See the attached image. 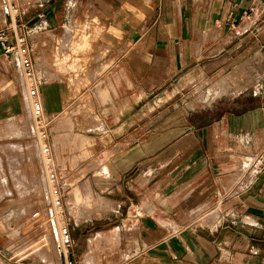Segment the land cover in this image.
<instances>
[{
	"label": "crops",
	"instance_id": "0c3cea01",
	"mask_svg": "<svg viewBox=\"0 0 264 264\" xmlns=\"http://www.w3.org/2000/svg\"><path fill=\"white\" fill-rule=\"evenodd\" d=\"M17 1L43 81L42 101L54 141L66 147L75 143L122 146L125 155L116 162L119 176L135 167L156 168L154 190L140 188L133 197L137 205L127 197L130 210L124 227L137 232L132 246L139 250L123 255L125 263L264 264V89L228 95L226 88V94L206 106L188 105L182 121L163 120L155 127L148 122L157 101L178 94V82L185 87L195 81L197 73L186 72L214 68L222 72L229 62L264 49V0ZM88 14L99 20L101 34L82 32L81 46L73 28ZM0 19L5 20L3 12ZM98 37V47L105 50L99 59L104 52L107 60L82 93L89 95L91 117L101 124L87 130L81 114L65 112V93L49 82L45 62H40L42 50L49 51L42 40L50 39L52 44L58 38L76 55L91 52ZM72 59L68 53L58 56L59 69L64 71L67 63L70 69H78L81 59ZM17 74L23 77L17 62L0 52V83L14 80ZM85 80L89 81H79ZM22 88L18 96L28 108L27 86ZM15 89L16 85L8 88L6 100H15ZM26 111L22 125L31 115L30 108ZM75 126L82 127L81 133H71ZM24 129L10 119L3 133L7 138H27ZM30 145L9 146L27 151L31 161ZM113 168L108 164L106 169ZM18 174L14 186L27 179L25 173ZM19 192L21 198L29 194ZM73 198L80 199L78 203L90 200L78 188L73 189ZM120 228L116 227V237ZM1 237L0 248L6 244ZM94 263V257L87 258L86 264Z\"/></svg>",
	"mask_w": 264,
	"mask_h": 264
},
{
	"label": "rangeland",
	"instance_id": "374dc122",
	"mask_svg": "<svg viewBox=\"0 0 264 264\" xmlns=\"http://www.w3.org/2000/svg\"><path fill=\"white\" fill-rule=\"evenodd\" d=\"M0 12L2 11L0 10ZM99 23L96 17L88 14L85 20L77 21L74 24L73 31L77 41L82 43L81 46L84 41L81 42L82 39L79 41L82 32L101 34ZM70 28L72 30V27ZM48 40L50 39L42 40L48 44L49 51L46 53V50H42L43 57L40 58V62L42 65L45 62L49 82L58 85L65 93L63 95L65 112L67 114L71 112L74 116L81 114L85 129H97L101 123L97 118L91 117L93 106L88 101L89 95L84 96L82 90L94 83L93 73L101 68L107 60L106 55L108 54L104 52L101 56L103 58L99 59L101 51L104 50L98 47L99 37L94 38L91 52L76 55L70 52V46L63 44L62 40L54 38L52 44ZM91 41L92 39H89V42L86 41L88 44L85 48ZM62 53L70 54L73 59L80 58L79 68L72 70L67 63L64 64L65 70L61 71L56 60ZM254 53L245 56L244 60H241L242 62L239 60V62H235V60L233 63L229 62L227 69L222 72L214 70L215 68L207 71L202 69L187 70L186 73H197L195 81L185 87H180L178 82L176 96L168 100L167 95L157 101L156 111L148 116L149 127H155L157 122L163 120L182 121L181 114L190 110L188 108L190 104L192 109L206 106L210 100L204 97L205 92L215 84L225 87L222 95L226 94V88L230 93L228 95L252 93L255 90L258 92V90L264 89V49L258 51L257 54ZM44 57L45 61H42ZM72 60L69 65L73 62ZM15 76L12 81L0 83V93L5 94L0 97L2 98L0 99V112H4L5 115L0 118V170L4 169L6 173L3 174V180L0 173V236H2L1 240L6 243L0 248V264H62L55 238V219L51 216L53 209L45 195L48 183L41 168L40 148L37 138L33 136L31 126L33 124L35 128L36 124H34L35 121L31 115L27 117L24 126L21 124V117L29 114L26 111L29 109V104L27 103L28 108H26L18 96V91L23 89L22 85L24 88L26 87L24 78L19 74ZM10 78L11 76H8L6 79ZM82 78H88L89 81H79ZM12 85H16L17 95L15 100H12L11 97L6 100L8 88H11ZM43 98L44 94L42 100ZM10 119L17 122L21 129L25 127L27 138H7L4 135L3 128ZM45 119H47L46 115ZM79 128L78 130L76 126L75 129L73 127L70 129L71 133L74 135L81 133L82 127ZM50 130L53 131L52 125H50ZM74 135L67 136L72 138ZM51 138L55 162L67 176L64 186L63 210L65 221L69 225L73 237L72 258L74 262L86 264L87 258L92 256L95 259L94 264L125 263L123 255H130L133 249L139 250V247L132 246V239L136 238L137 232H127L128 227H124L130 210L127 197L132 198L137 205V199L133 198L135 194L139 193L141 189L154 190L157 179L156 168L148 167L139 170L135 167L119 176L116 169L118 163L116 164V162L125 155V151L121 149L122 146H94L88 143L84 146L75 143L66 147L65 144L59 146V140L54 141L52 135ZM27 143L33 146L34 158L31 161L27 151L11 149L9 146L10 144L26 145ZM108 164L114 166V171L106 169ZM10 171H16L17 175L9 174ZM18 172L25 173L27 179L24 184L18 183L14 186L13 177L18 179L20 177ZM14 174L16 173L14 172ZM75 188H78L84 197L89 196L90 200L85 199L78 203L77 201L80 199L73 198V189ZM21 190L26 191V194L29 193L28 196L21 198L19 194ZM60 211V209H55L57 216ZM36 212L39 213V216L34 218L33 214ZM58 218L60 222L61 217ZM117 226L121 227L119 237L115 236ZM41 227L44 228L43 232L40 231ZM31 246L32 248H30ZM140 261H136L134 264H139ZM125 264H129V262Z\"/></svg>",
	"mask_w": 264,
	"mask_h": 264
},
{
	"label": "built area",
	"instance_id": "2783aa9c",
	"mask_svg": "<svg viewBox=\"0 0 264 264\" xmlns=\"http://www.w3.org/2000/svg\"><path fill=\"white\" fill-rule=\"evenodd\" d=\"M0 1V10L3 12L5 19H0V52L8 60L17 62V66L26 82L27 101L31 116L36 124L35 128L32 124L33 136L38 141L41 168L48 182L46 198L53 209V215L51 216L55 219V238L58 243L60 257L62 258V264H76L72 258V233L64 218L65 176L55 162L49 123L45 119V108L42 101L43 81L35 65L34 48L30 43V33L25 31V26L21 22L23 13L18 1ZM21 28L24 31L21 32ZM55 209L61 210L58 216ZM38 216V212L33 214L34 218ZM58 217L62 219L60 223Z\"/></svg>",
	"mask_w": 264,
	"mask_h": 264
},
{
	"label": "bare ground",
	"instance_id": "6f19581e",
	"mask_svg": "<svg viewBox=\"0 0 264 264\" xmlns=\"http://www.w3.org/2000/svg\"><path fill=\"white\" fill-rule=\"evenodd\" d=\"M1 5V4H0ZM222 80V79H221ZM225 81V80H224ZM223 81V82H224ZM225 87L221 86V84H215L213 85L212 88H209L206 92H205V96L206 98H209V100L215 99L216 97L220 96L223 92H224ZM35 124V123H34ZM44 172V171H43ZM47 180V179H46ZM45 180V181H46ZM48 183V182H47ZM50 186V184H49ZM47 191V190H46ZM46 195V194H45ZM62 221V219H61ZM60 221V222H61ZM59 222V223H60Z\"/></svg>",
	"mask_w": 264,
	"mask_h": 264
}]
</instances>
